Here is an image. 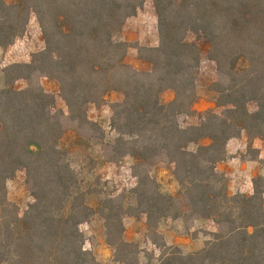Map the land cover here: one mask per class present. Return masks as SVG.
<instances>
[{
  "label": "trees",
  "instance_id": "16d2710c",
  "mask_svg": "<svg viewBox=\"0 0 264 264\" xmlns=\"http://www.w3.org/2000/svg\"><path fill=\"white\" fill-rule=\"evenodd\" d=\"M152 1L159 44L137 45L139 59L148 65L137 70L126 63L129 44L119 35L146 0H0V48L24 34L32 14L45 43L29 63L10 64L3 73L0 264H101L85 249L80 229L94 212L50 141L63 134L65 120L82 131L90 122L88 106L112 91L124 97L113 104L118 138L111 147L116 155L108 159L133 158L138 180L133 191L138 211L128 215L145 213L150 222L189 212L218 225L198 252L165 246L162 264H264V188L231 196L216 172L231 138L245 132L249 139L264 140V0ZM189 33L210 44L218 75L211 88L223 108L221 114L203 113L197 125L179 121L194 112L198 99L200 49L187 41ZM42 77L59 81L68 116L52 112L55 99L41 86ZM18 80H25L26 88L17 89ZM169 89L175 98L166 104L161 97ZM250 103L256 111L249 110ZM150 162L175 166L181 187L176 194L160 191L147 170ZM23 169L34 202L23 216L8 214L6 184ZM104 216L109 241L128 264L122 253L131 245L122 240L121 217Z\"/></svg>",
  "mask_w": 264,
  "mask_h": 264
},
{
  "label": "rangeland",
  "instance_id": "374dc122",
  "mask_svg": "<svg viewBox=\"0 0 264 264\" xmlns=\"http://www.w3.org/2000/svg\"><path fill=\"white\" fill-rule=\"evenodd\" d=\"M6 1L12 2V0ZM125 29L128 35L124 37L123 34H120L119 37L125 39L129 44L125 58L126 63L137 70L147 69L148 65L139 59L137 45L155 47L159 44L157 16L152 0H146L137 14L127 20ZM187 41L196 43L200 49V65L196 72L198 99L193 106L194 112L180 115L179 121L183 125H197L201 122L203 113L213 111L221 114L223 108L217 107V95L211 88V85L217 81L218 75L215 62L209 58L210 44L194 33L187 35ZM44 47L41 27L36 16L32 14L24 34L12 45L0 48V88L4 86L3 73L7 66L13 63H29L32 56L42 51ZM40 83L45 92L55 99L52 112H63L65 116H68V107L62 98L59 81L54 78L42 77ZM26 86L25 80L15 82L17 89H24ZM123 97L121 92L112 91L106 95L102 102L90 104L87 109L90 122L85 124L82 131H79L71 121L65 120L63 134L50 141L51 147L55 149V157L59 160L58 163L74 173L76 181V188L74 189L83 192V198L88 207L93 212L97 211L104 215L112 213L115 218L123 217L126 213L135 214L138 211L136 197L133 193L138 184L132 168L135 163L134 159L130 156L119 158L117 162H109L108 159L109 156L116 155L113 150L111 151V147L114 146V142L118 138V133L111 123L113 104L122 101ZM161 98L163 103L168 104L174 100L175 92L171 89L166 90ZM248 108L252 112L257 110L255 103H250ZM208 142V140L203 141V143ZM32 149L37 150L34 146ZM170 165L173 164L150 162L147 170L155 178L160 191L176 194L181 187L174 175L171 177ZM173 167L175 168L174 165ZM5 195L8 202V214L19 213L20 216H23L28 210V206L34 202L27 183L26 170L18 171L12 179L7 181ZM141 214L136 216L137 221L141 220ZM146 215L142 217H146ZM176 219L183 223L186 230L192 229L195 221L199 220L195 219L189 212ZM89 222L93 229L98 228L99 223L95 222L93 216ZM158 222V220H152L148 224L150 236L160 244L162 238L156 232ZM85 226L84 223L83 228ZM216 227L218 228V225L211 221L202 224L198 231L203 234L208 232L207 229ZM118 230L120 229L116 226L115 231ZM85 232L86 230L83 232L85 238H88V233ZM117 234L114 240H118ZM130 245L123 251V257L126 258L128 264H138V247L135 243Z\"/></svg>",
  "mask_w": 264,
  "mask_h": 264
},
{
  "label": "crops",
  "instance_id": "0c3cea01",
  "mask_svg": "<svg viewBox=\"0 0 264 264\" xmlns=\"http://www.w3.org/2000/svg\"><path fill=\"white\" fill-rule=\"evenodd\" d=\"M125 28L126 23L121 32L124 37L128 35ZM121 40L126 41L122 37ZM170 166L172 177L174 167ZM216 172L224 178L227 192L231 196L253 195L256 187L264 188V140L249 139L245 132L239 137L231 138L226 144V157L217 163ZM143 215L146 214H141L140 221L133 215L125 214L121 217L122 240L137 245L138 264H162L165 246L178 247L185 254L200 251L211 239V234L218 231L217 227L207 229L208 232L203 234L198 231L202 224L213 221L211 219H199L195 221L192 229L186 230L180 220L164 218L156 227V232L162 238V243L159 244L150 236L148 217H142ZM93 218L99 223L98 228L93 229L89 221L85 222L84 228V223L80 225L81 231L86 230L85 233H88L85 249L91 251L101 264H125L117 257V247L109 241L104 214L95 211Z\"/></svg>",
  "mask_w": 264,
  "mask_h": 264
}]
</instances>
